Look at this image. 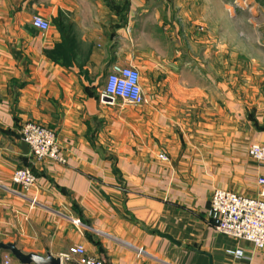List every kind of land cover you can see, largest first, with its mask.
Listing matches in <instances>:
<instances>
[{"label": "crops", "instance_id": "obj_1", "mask_svg": "<svg viewBox=\"0 0 264 264\" xmlns=\"http://www.w3.org/2000/svg\"><path fill=\"white\" fill-rule=\"evenodd\" d=\"M177 1L0 0V242L61 257L83 245L104 264H264L208 215L217 188L259 193L264 43L236 46L222 0L205 18L207 0ZM114 63L139 67L144 104L101 99ZM28 121L55 131L65 163L25 152Z\"/></svg>", "mask_w": 264, "mask_h": 264}, {"label": "built area", "instance_id": "obj_2", "mask_svg": "<svg viewBox=\"0 0 264 264\" xmlns=\"http://www.w3.org/2000/svg\"><path fill=\"white\" fill-rule=\"evenodd\" d=\"M32 25L40 31H47L50 21L35 15ZM101 99L111 104L141 105L146 96L141 82V71L136 65L114 63L110 66ZM21 138L29 146L30 154L37 160H52L65 163L55 131L41 123L28 121L20 131ZM249 155L259 163H264V145L253 143ZM163 160L168 157L161 155ZM14 183L25 193L37 187V177L29 166L18 167L13 174ZM259 193L257 197L247 196L231 190H214L208 215L215 228L224 234L253 243L257 249H264V175L258 177ZM36 198H32V204ZM79 223V220L76 221ZM71 264H104V260L89 254L83 245H73L62 257ZM10 263L6 255L5 264Z\"/></svg>", "mask_w": 264, "mask_h": 264}, {"label": "rangeland", "instance_id": "obj_3", "mask_svg": "<svg viewBox=\"0 0 264 264\" xmlns=\"http://www.w3.org/2000/svg\"><path fill=\"white\" fill-rule=\"evenodd\" d=\"M222 1L228 4L227 12L234 15L233 34L236 46L247 47L248 42H252L253 45H258V41L264 43V0ZM177 2L181 3L183 0ZM210 2V0L203 1V6L199 9V13L204 18L211 15V7H206ZM143 77V82L146 83V75L144 74Z\"/></svg>", "mask_w": 264, "mask_h": 264}, {"label": "water", "instance_id": "obj_4", "mask_svg": "<svg viewBox=\"0 0 264 264\" xmlns=\"http://www.w3.org/2000/svg\"><path fill=\"white\" fill-rule=\"evenodd\" d=\"M22 147L26 153H29V146L26 142L23 143ZM9 251L13 256L23 264H63L61 256H56L50 252L47 255H41L38 253H26L20 249L16 242H0V251Z\"/></svg>", "mask_w": 264, "mask_h": 264}]
</instances>
